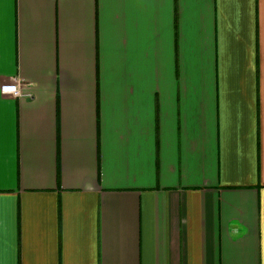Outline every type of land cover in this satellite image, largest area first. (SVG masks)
<instances>
[{"label":"crops","instance_id":"obj_1","mask_svg":"<svg viewBox=\"0 0 264 264\" xmlns=\"http://www.w3.org/2000/svg\"><path fill=\"white\" fill-rule=\"evenodd\" d=\"M0 264H264V0H0Z\"/></svg>","mask_w":264,"mask_h":264},{"label":"built area","instance_id":"obj_2","mask_svg":"<svg viewBox=\"0 0 264 264\" xmlns=\"http://www.w3.org/2000/svg\"><path fill=\"white\" fill-rule=\"evenodd\" d=\"M23 84V80L18 78V77H12L10 82L8 83H3L0 85V93L5 95L9 94L14 97H19L22 95L20 87Z\"/></svg>","mask_w":264,"mask_h":264}]
</instances>
